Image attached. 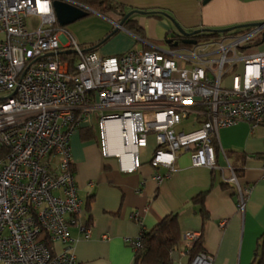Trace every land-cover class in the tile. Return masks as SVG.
I'll use <instances>...</instances> for the list:
<instances>
[{
    "label": "built area",
    "instance_id": "built-area-1",
    "mask_svg": "<svg viewBox=\"0 0 264 264\" xmlns=\"http://www.w3.org/2000/svg\"><path fill=\"white\" fill-rule=\"evenodd\" d=\"M54 1L0 0L1 264H79L70 234L81 212L71 137L93 114L103 154L111 153V123L118 151L130 149L126 171L140 167V149L155 137L151 164L169 169L159 181L187 151L193 166L218 167L221 128L264 125V51H247L264 23L191 45L101 56L59 24ZM61 1L90 11L77 0ZM225 181L235 186L244 213L252 186L233 169ZM200 238L183 233L190 249ZM141 239L142 233L128 242L138 249ZM213 262L200 251L189 264Z\"/></svg>",
    "mask_w": 264,
    "mask_h": 264
},
{
    "label": "crops",
    "instance_id": "crops-1",
    "mask_svg": "<svg viewBox=\"0 0 264 264\" xmlns=\"http://www.w3.org/2000/svg\"><path fill=\"white\" fill-rule=\"evenodd\" d=\"M115 1L127 13H162L133 14L141 36L125 27L119 29L104 51L110 55L162 48L168 39L177 40L175 22L188 32L264 22V0ZM109 19L111 25L100 27L98 36L103 38L117 27L118 17ZM263 42L259 45L261 51ZM115 130L116 126L109 124L108 155L102 152L98 114H93L71 137L81 212L71 223L70 234L79 264H135L136 250L128 240L139 237L143 229L152 230L173 213L178 214L180 237L170 253L171 264L190 263L193 254L183 240L188 230L201 233L202 249L214 257L213 264H257L260 260L264 264V125L253 128L240 122L221 128L215 143L218 167L193 166L187 151L177 157L170 177L161 181L157 176H165L169 169L151 164L155 137L150 136L147 147L140 149V167L129 172L123 167L129 163L130 149L118 151ZM232 169L243 184L253 188L244 213L237 209L235 186L225 181ZM201 193H206V218L201 204L195 201ZM81 226L89 229V236H84ZM53 246L61 248L58 242Z\"/></svg>",
    "mask_w": 264,
    "mask_h": 264
},
{
    "label": "trees",
    "instance_id": "trees-1",
    "mask_svg": "<svg viewBox=\"0 0 264 264\" xmlns=\"http://www.w3.org/2000/svg\"><path fill=\"white\" fill-rule=\"evenodd\" d=\"M82 4H87L89 6H94L96 9H100L102 12H108L111 16L118 17L119 22L127 14L123 9V6L115 0H77ZM151 16H158L162 12L159 11H147ZM90 14V12H89ZM124 27L128 30L133 31L138 36H141V28L135 23L130 16ZM114 28L110 31L98 44H92L89 51H95V48L99 45H102L107 40L111 39L117 32L114 33ZM241 30V29H237ZM236 29L233 31H237ZM221 33L217 31H207L198 33L193 36L197 41L208 39V38H217ZM179 37V36H178ZM177 37V38H178ZM180 38V37H179ZM264 40V33L258 39L257 45H260ZM174 41H181L180 39ZM181 45H184L180 43ZM65 59H71V57L63 56ZM74 61V60H72ZM215 143L216 139H215ZM206 193L199 194L195 201L201 204V211L203 216L206 218L208 216L207 211L204 207V199ZM180 231L178 224V214L173 213L167 215L163 220L158 223L152 230L147 231L143 229L141 247L136 250L135 254V264H171L170 253L177 246L179 242ZM203 251L201 238L197 244L191 249V253L195 255L196 253ZM257 264H263V261L260 260Z\"/></svg>",
    "mask_w": 264,
    "mask_h": 264
},
{
    "label": "water",
    "instance_id": "water-1",
    "mask_svg": "<svg viewBox=\"0 0 264 264\" xmlns=\"http://www.w3.org/2000/svg\"><path fill=\"white\" fill-rule=\"evenodd\" d=\"M54 9L59 21V24L61 26H67L69 24H72L76 22L79 19H82L86 16L89 15V11L85 10L79 6L73 5L71 3L61 1V0H55L54 1ZM135 13H140V14H147V11H140V10H132L128 12L124 18L118 23L119 26L116 27L114 30L115 32H118L119 29L124 28V24L126 20L132 16ZM167 15V14H166ZM264 22H259V23H249V24H242L238 26H233V27H228V28H223V29H209V28H202V29H196L194 31L188 32L184 28H182L177 22H175V25L177 29L179 30V37L181 38V41H174L175 39L171 38L167 40L168 45H173V46H178L180 43L185 44V45H191L195 44L197 40L193 38L194 35L202 32H207V31H217L218 33H226L233 31L235 29H240V28H248L251 26L255 25H261ZM58 53H64V54H69L72 53V50L68 51H62Z\"/></svg>",
    "mask_w": 264,
    "mask_h": 264
},
{
    "label": "rangeland",
    "instance_id": "rangeland-1",
    "mask_svg": "<svg viewBox=\"0 0 264 264\" xmlns=\"http://www.w3.org/2000/svg\"><path fill=\"white\" fill-rule=\"evenodd\" d=\"M86 8L90 9V14L82 19L77 20L76 22L69 24L67 26H64L65 29L70 30L75 38V40L81 45H83L84 50L89 51L88 49L93 44H98L103 38L102 36H98V29L100 27L105 28L108 27V24L111 25L110 17L111 15L108 12H102L100 9H96V7L89 6L87 4H83ZM99 39L95 42V39ZM113 41V40H112ZM111 39L107 40L102 45H99L95 48V52L98 55L101 56H109L110 54H105L104 51L110 47V44L113 42ZM259 45L254 46L252 48L247 49L249 52H254L256 50H259ZM162 48H169V45L167 43H162ZM262 49H264V42L261 46ZM189 122H186L183 126H188ZM180 129V128H178Z\"/></svg>",
    "mask_w": 264,
    "mask_h": 264
},
{
    "label": "flooded vegetation",
    "instance_id": "flooded-vegetation-1",
    "mask_svg": "<svg viewBox=\"0 0 264 264\" xmlns=\"http://www.w3.org/2000/svg\"><path fill=\"white\" fill-rule=\"evenodd\" d=\"M177 39H180L179 37Z\"/></svg>",
    "mask_w": 264,
    "mask_h": 264
}]
</instances>
